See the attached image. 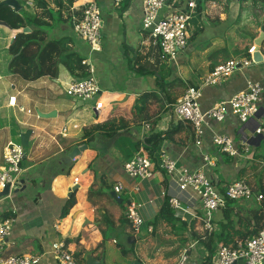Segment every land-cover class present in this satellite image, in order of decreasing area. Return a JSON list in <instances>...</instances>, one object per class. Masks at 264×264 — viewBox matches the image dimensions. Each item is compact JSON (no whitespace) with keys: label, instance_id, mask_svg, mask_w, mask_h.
Wrapping results in <instances>:
<instances>
[{"label":"crops","instance_id":"crops-1","mask_svg":"<svg viewBox=\"0 0 264 264\" xmlns=\"http://www.w3.org/2000/svg\"><path fill=\"white\" fill-rule=\"evenodd\" d=\"M16 1L20 9L25 8L29 12L43 10L35 5L36 0ZM98 1L103 19L100 51H91L75 32L70 23L72 19L66 20L71 15L72 3L69 10L63 11L61 22L52 32L56 36L73 35L76 48L88 58L102 91L98 98L102 103L99 111L95 110V98L83 104L66 93V88L75 78L63 65L59 66L55 77L44 76L33 81L9 72L12 55L8 46L16 34L10 26L0 24V168L9 141L19 143L21 129H33L29 146L25 147L21 184L2 204L5 215L14 218L7 254L40 255L42 258L38 264H57L51 253L52 244L64 241L79 264H86L87 254L93 255L102 264H174L190 242L198 240L200 244L191 250L188 264H216L217 247L214 262H207L209 250L202 242L200 225L183 221L179 216L176 227L168 225L169 231L165 235V239L175 243L168 242L157 247L159 237L154 223L171 191L168 176L159 170L154 177L141 180L129 176L124 165L139 151L137 142L148 137L153 126L155 131H162L164 137L161 151L177 159L179 165L192 169L201 167L205 163L204 155L212 154L216 164L210 173L218 177L222 184L239 178L241 170L250 167L257 156H264V91L260 109L249 121L243 122L231 111L227 112L223 121L209 119L203 146L196 145L191 123L180 119L173 111V105L189 85H201L214 66L230 58L244 56L234 54V49L250 45V33L256 34L254 41L259 36L261 26H264L260 25L264 20L263 9L257 10L258 14L254 15L247 4H240L252 16L240 25V32L236 28L225 29L229 18L236 16L241 23L242 14L237 12L236 6L237 1L241 3L239 0H209L202 10H198L197 6L187 46L174 59L163 60L158 48L150 44L149 33L142 26L143 0H128L127 5H123V1L120 4L115 0ZM185 6L186 2L178 7L174 1L162 13ZM196 15L199 26L195 27ZM66 23L69 27H65ZM201 36L203 41L198 43ZM138 54L147 55L149 69L167 82L179 78L187 85L168 87L179 95L177 101L164 109L155 104L156 115L151 119L140 125L133 123L114 137H107L98 131L91 141L86 142V127L117 117L132 120L136 98L145 91L158 88L154 86L155 73L138 74L131 68L130 64ZM251 78L260 79L264 85V61L238 69L218 84L203 86L199 99L201 108L207 110L217 101L228 99L244 89ZM12 96L17 97L18 105L25 107V111L9 105ZM87 102L92 104L87 105ZM34 106L38 108L37 113L33 111ZM53 110L57 112L55 116L45 117L39 113ZM150 113L152 115L151 110ZM12 116L14 121L10 119ZM259 126L262 132L257 134L255 129ZM215 134L229 135L241 154L232 157L220 152L212 142ZM86 144L88 147L85 150L71 157L75 148ZM246 147H249L248 150ZM259 171L261 168H258ZM76 177H79V182H75ZM120 182L124 185L121 198L114 189ZM75 185L77 189L73 194L76 202L70 212L62 216L67 199L73 195L69 196V192ZM130 199L143 203L141 213L145 223L139 232L134 230L126 215L125 206ZM222 219L223 212L219 209L214 215V231L220 229ZM150 225L153 226L152 231L148 230ZM165 229L166 224L159 230L160 234ZM175 233L188 239L187 247L180 254L171 253L178 245ZM131 234L139 238L129 247L122 237Z\"/></svg>","mask_w":264,"mask_h":264},{"label":"built area","instance_id":"built-area-1","mask_svg":"<svg viewBox=\"0 0 264 264\" xmlns=\"http://www.w3.org/2000/svg\"><path fill=\"white\" fill-rule=\"evenodd\" d=\"M121 1L115 0V3L120 4ZM168 4L170 0H143L142 2V26L149 33L150 44L158 48L163 60L174 59L178 52L187 46L193 12L198 6L196 0H187L185 8L162 13ZM71 17L77 35L88 43L91 51H100L103 19L99 1L73 0ZM254 51L255 44L250 49L251 57H233L217 64L205 76L201 85H189L173 105V111L177 116L191 123L196 145H204L205 127L209 119L223 121L227 112L231 111L240 120L247 122L258 113L264 91V85L260 79H248L244 89L228 99L217 101L207 110L201 108L199 101L203 86L218 84L236 70L253 65ZM83 63L90 65L88 58L84 59ZM90 71L91 74L87 78L70 82L66 93L74 100L81 102L95 98V110L99 111L102 103L98 98L102 91L91 65ZM9 105L18 107L20 111L26 110L25 107L18 105L16 96L9 98ZM261 132V126L255 129V133ZM212 142L220 152L232 157L241 154L240 148L235 146L234 140L229 135L215 134ZM248 148L246 147V150ZM24 156L25 147L21 142L9 141L3 157V165L0 168V264H38L42 258L40 255L33 254H7L14 218L5 215L2 204L21 184ZM159 162L158 167L144 147H140L139 151L125 163L124 169L129 176L141 180L154 177L159 170L164 172L170 182L171 191L168 201L171 208L183 221L200 225L202 239L214 231V215L216 211L226 206L228 200L257 205L263 199V194L250 185L245 178H236L222 184L218 177H213L210 169L216 162L210 153L204 155L205 163L194 169L179 165L177 159L163 150L160 152ZM75 182H79V177H76ZM6 187H9V192L3 194ZM114 189L121 198L124 192L123 183H117ZM142 206V202L134 199H130L126 205L127 218L136 232H139L145 223L141 213ZM148 230L152 231L153 226L150 225ZM198 244H200L198 240H192L190 246L182 252L174 264H188L191 250ZM51 253L57 264H79L64 241L54 242ZM215 260L216 264H238L240 260L242 264H263L264 228L260 229L256 235L237 239L234 243L219 242Z\"/></svg>","mask_w":264,"mask_h":264},{"label":"trees","instance_id":"trees-1","mask_svg":"<svg viewBox=\"0 0 264 264\" xmlns=\"http://www.w3.org/2000/svg\"><path fill=\"white\" fill-rule=\"evenodd\" d=\"M122 1L124 2L123 5H127L128 0ZM174 1L175 0H170V3ZM208 1L209 0H198V10H202L207 5ZM239 1L241 4H247V8L251 10L254 15L258 14L257 10L259 9H263L264 12V0ZM72 2L73 0H36L35 3L37 7L43 10L29 12L25 8L16 9L0 1V20L5 21L12 29H19L21 27L31 28V30L27 32H18L10 42L8 51L12 55V58L8 65L9 72L17 74L28 81L38 80L44 76L55 77L61 65L66 67L76 80L87 78L91 74L90 65L83 63V60L87 57L76 48V41L73 35L50 36V31L56 27V24L61 22V17H63L64 14L63 11L69 10ZM183 3H185V0L176 2L178 7H181ZM46 17L50 18L51 21ZM70 18L72 19L71 15H68L66 20L69 21ZM235 22H239V20H235ZM70 23L73 24L71 20ZM261 24H264V20L260 25ZM255 37L256 34L250 33L249 41H252L250 45L248 44L242 48L238 46L235 47L234 54H244L246 57H251L250 49ZM261 49L264 55V41ZM146 58L147 55L138 54L130 66L138 74L155 73L158 88L145 91L136 98L134 118L132 120H127L124 117H117L102 124L86 127L84 130V137H88L86 142L91 141L98 131L102 132V134L107 137H114L127 126L133 125V123L140 125L143 121L149 120L152 116L156 115L154 108L155 104L164 109L167 105L174 104L177 101L179 95L173 93V88H176L175 86L185 87L187 83L179 78L167 82L160 74L149 69V63L146 61ZM168 87L173 88L168 90ZM151 130L152 133L148 137L142 142L141 140L137 142L136 148L139 149L141 145H143L149 157L159 167V155L164 137L162 131H155L154 126ZM167 134H170V132H167ZM251 163L250 167L240 171L239 178H245L249 181L251 175L247 174V170L250 172L257 171L259 165H261V171L255 172L253 177L255 178V189L263 194V199L257 205L248 203L246 206L236 200L227 201L226 206L221 208L223 219L219 225L220 229L218 231H213L209 237L202 240L209 250L207 262H214L213 258L218 242L222 241L227 244L234 243L237 239L252 237L256 235L260 229L264 228V156H257ZM75 202L76 199L73 194L67 199L62 210V216H66L70 212ZM177 220H179V217L175 210L171 208L167 199L161 209L160 215H158L154 223L155 229L158 231L157 237H159L157 239V247L166 245L168 242L175 243L174 241L165 239V235L169 231L167 226L176 227ZM165 224L166 229L164 233L160 234L159 230L165 227ZM170 232H173V230L170 229ZM175 234L177 236L178 245L173 247L171 253L180 254L181 250L187 247L188 239L184 235ZM207 262L205 261V263Z\"/></svg>","mask_w":264,"mask_h":264},{"label":"water","instance_id":"water-1","mask_svg":"<svg viewBox=\"0 0 264 264\" xmlns=\"http://www.w3.org/2000/svg\"><path fill=\"white\" fill-rule=\"evenodd\" d=\"M1 3H5L8 5H12L13 7H15L16 9H20V7L17 4L16 0H3L1 1ZM0 24H4L9 26L5 21L0 20ZM31 30L30 27H24V28H19V29H13L14 33L17 34L18 32H27ZM264 41V26H261V32L259 34V36L255 39L254 44H255V51L253 52V61L254 63H260L262 61H264V55L261 51V46L263 44ZM41 116H45V117H50V116H55L56 115V111L53 110L49 113H42L40 112ZM33 133V129L32 128H27V129H21L20 131V139H21V144L24 147H28L29 146V139L31 137ZM88 147V145H83L81 147L75 148L72 153H71V157L74 158L76 155L80 154L81 151L85 150ZM77 189V185H75L71 191L69 192V196H71L73 194V191H75ZM9 192V187H6L5 190L3 191V194H7ZM115 194V193H114ZM138 236L136 235H125V237H122V240L124 241L125 244H127L129 247H132L133 244L136 242V240L139 238H137ZM239 264H242V261L240 260L238 262ZM86 264H102L101 261H99L96 257H94L91 254H87L86 256Z\"/></svg>","mask_w":264,"mask_h":264},{"label":"rangeland","instance_id":"rangeland-1","mask_svg":"<svg viewBox=\"0 0 264 264\" xmlns=\"http://www.w3.org/2000/svg\"><path fill=\"white\" fill-rule=\"evenodd\" d=\"M176 2H180V0H175ZM187 0H185V2H186ZM241 3H239L238 1L236 2V6H238V13H239V11H240V13L242 14V20H241V23L240 22H235V20H236V16H235V18L234 17H232V18H229L228 20H227V22H226V24H227V27H225V29L226 28H236V29H238L240 32H241V27H240V25L242 24V23H244V22H246L247 20H249L252 16H251V12L250 11H245L244 10V8H243V6H241L240 5ZM36 5V4H35ZM243 11V12H242ZM238 15V14H237ZM198 19H197V15H196V18H195V27L198 25L199 26V24H198ZM65 27H69V24L68 23H66L65 24ZM208 30V29H207ZM53 31V30H52ZM52 31H50V36L51 37H58V36H56L55 34H54V32H52ZM201 41H203V36H201L200 37V40H198L197 42L198 43H200ZM155 77H156V74H155ZM154 86L155 87H158V83H157V81H156V79H155V83H154ZM76 101H78V102H81V101H79V100H76ZM89 101V100H88ZM86 102V101H85ZM81 103H83L84 104V102H81ZM92 104V102H87L86 104L88 105V104ZM37 107L36 106H34L33 107V111H34V113H37L36 111H37ZM12 121H14L15 120V117L14 116H12V118H10ZM15 140H17V141H19L18 140V138H16ZM27 148V147H26ZM259 168H261L262 169V167H259ZM258 171V170H257ZM256 171V172H257ZM247 172L250 174H252V172H250L249 170H247ZM251 180V181H250ZM250 185H252V186H254V180H255V178L253 177V174L251 175V178H250ZM264 264V263H263Z\"/></svg>","mask_w":264,"mask_h":264}]
</instances>
